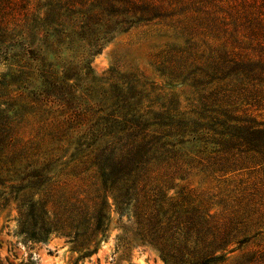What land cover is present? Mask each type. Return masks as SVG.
<instances>
[{"label":"trees","instance_id":"16d2710c","mask_svg":"<svg viewBox=\"0 0 264 264\" xmlns=\"http://www.w3.org/2000/svg\"><path fill=\"white\" fill-rule=\"evenodd\" d=\"M154 26L184 40L159 71L190 83L197 110L146 105L142 92L105 88L91 76L90 59L106 43ZM0 62L17 68V79L0 78V184L15 177L28 239L43 242L54 227L74 252L91 256L110 200L166 264H221L250 239L246 196L227 214L195 194L173 199L168 191L193 168L233 175L263 166L254 152H264V117L249 116L240 102H264V0H0ZM36 77L42 87L25 95ZM12 80L20 86L6 90ZM40 101L58 106L60 119L27 139L7 113ZM49 187L63 204L57 223ZM34 188L39 197L28 200Z\"/></svg>","mask_w":264,"mask_h":264},{"label":"rangeland","instance_id":"374dc122","mask_svg":"<svg viewBox=\"0 0 264 264\" xmlns=\"http://www.w3.org/2000/svg\"><path fill=\"white\" fill-rule=\"evenodd\" d=\"M181 45H184V40L162 26L133 28L118 34L104 45L101 54L90 59V73L95 82L105 88L132 87L142 92L146 105L156 102L173 105L178 103L184 111L197 110V95L190 83L171 82L159 71L160 63L167 59L168 52ZM61 57L65 58L66 55L61 54ZM30 61L32 65L38 64ZM16 72L17 68L13 65L0 62V78L10 80L13 75L17 79ZM10 83L6 90H16L20 86L13 80ZM25 85L29 87L23 89L25 95H31V92L42 87V81L36 77ZM6 93L1 90V95ZM30 101L32 97L27 102ZM262 103L263 106L259 108L254 101L240 102L244 108H249V116L259 120L264 117V102ZM22 106H13L15 110L10 108L7 115L20 124V131L27 139L49 131L47 128L50 123L60 119L59 107L52 108L51 103L46 104V101L32 102L30 105L23 103ZM151 108L158 109L155 105ZM1 109L6 108L2 106ZM68 149L69 146L66 145L64 150ZM254 162L263 164L264 152H254ZM60 163H53L51 168L58 170ZM4 175L7 173L4 172ZM16 184L12 173L0 184V264H166L156 249L135 238L132 220L129 216L120 215L112 200L108 208L105 233L98 236L97 252L91 256L81 257L82 254L74 252L71 239L54 227L43 242L28 239L21 227L24 210L13 189ZM49 188L48 208L51 218L57 223L62 216L63 204L55 187ZM38 191L37 188L31 189L28 200L38 199ZM190 193L208 200L213 212L227 214L232 212L237 198L246 196L241 207H246L242 212L248 215V222H254L247 234L250 239L240 249L228 254L221 264H264V164L254 168V171L233 175L193 168L176 181L169 189L168 196L180 199Z\"/></svg>","mask_w":264,"mask_h":264}]
</instances>
